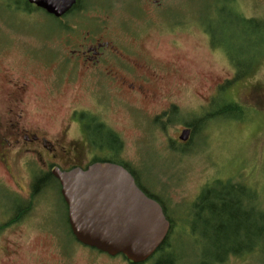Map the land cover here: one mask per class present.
<instances>
[{
  "label": "rangeland",
  "instance_id": "obj_1",
  "mask_svg": "<svg viewBox=\"0 0 264 264\" xmlns=\"http://www.w3.org/2000/svg\"><path fill=\"white\" fill-rule=\"evenodd\" d=\"M225 1L165 0L160 9L151 7L149 0L90 1L89 16L100 18L101 42L110 41L121 52H129L130 58L162 78L161 82L153 79L151 87L154 98H159L158 105L140 95L126 97L117 92L113 98L105 99L103 119L119 134L120 161L136 173L138 184L166 204L169 219L188 208L206 184L229 180L254 192L258 208L264 212V30L259 37L250 38L252 43L244 41L238 32L235 42L225 44L221 34L225 27L218 33L214 31L223 50L234 49L240 54L239 60L258 62L249 77L224 86L225 81L232 80L233 67L221 53L207 49L203 28L216 30L226 23ZM23 6L21 0H0V50L8 49L0 57V69L29 66L27 59L19 55L21 44L36 46L34 43L48 35H55L49 43L56 50L61 49L63 39L67 41L72 36L70 44L75 45L67 46L68 56L70 50L83 43V15L65 20V25L77 30L63 38L51 17L41 10H19ZM230 8L246 18L264 20V0H234ZM34 69L39 84L54 75L51 67L43 69L38 63ZM77 77L81 80V74ZM80 80L77 78L74 83L78 87ZM254 89H260L259 101L244 100L243 96ZM62 91L65 95L57 97L60 107L54 112L58 118L66 114L68 105H83V96L73 87L66 85ZM229 101L241 107L240 115L229 111L228 116L212 118L203 127L202 120L222 110ZM167 102L179 107L176 119L183 123L160 130L150 118ZM184 122L193 123L199 132L188 137V142L192 139L190 144L179 145L173 152L166 142H179ZM0 181V185H9L1 168ZM18 234L19 237L0 236V264H61L63 258L54 241L25 229ZM196 239L188 231L175 237L174 256L183 257L184 264H197L203 247ZM60 243L69 248L71 256L64 264H128L121 255L109 257L82 247L71 238ZM9 249H14L15 254L8 256ZM204 250L208 251L206 247ZM153 263L150 259L143 264ZM223 264H264V255L255 249L238 257L230 256Z\"/></svg>",
  "mask_w": 264,
  "mask_h": 264
},
{
  "label": "flooded vegetation",
  "instance_id": "obj_2",
  "mask_svg": "<svg viewBox=\"0 0 264 264\" xmlns=\"http://www.w3.org/2000/svg\"><path fill=\"white\" fill-rule=\"evenodd\" d=\"M90 1L94 0H83V10L79 11L83 15V43L76 46V50H70L69 56L67 46L75 45L70 44L72 36L67 41L63 39L61 49L56 50L49 43L55 35H48L34 43L36 46L21 44L19 55L27 59L29 66L9 65L0 69V168L9 183L0 185V236L19 237L18 233L22 234L24 229L28 233L34 231V235H45L56 243V251L63 258L61 264L71 256L69 248L60 241L73 239V236L68 224V208L53 173L85 170L94 163H110L120 157L119 134L103 119L105 99L113 98L118 92L126 97L140 95L157 105L160 102L159 98H154L151 87L162 78L130 58L129 52H121L110 41L101 42L100 18L89 16ZM149 1L150 6L157 9L165 2ZM69 12L57 19L51 17L55 30L63 38L77 30L65 25L68 17L77 16H70ZM204 37L207 49L229 60L221 49L211 45L207 34L204 33ZM7 52L8 49L1 48L0 57ZM37 63L43 69L51 67L54 73L45 84H39L37 79L34 69ZM232 72L233 79L236 74ZM79 74L81 80L77 77ZM77 78L81 87L74 84ZM66 85L83 96V105H68L66 114L58 118L54 113L60 107L57 97L65 95L62 89ZM259 90L254 89L243 99L258 102ZM178 108L175 103L167 102L151 116L150 122L160 130L182 124L183 121L176 119ZM184 123L183 128L190 130L192 138L193 123ZM189 142L172 140L170 144L177 147ZM129 173L137 186L140 185L136 173L132 170ZM142 191L147 194L146 190ZM7 251L8 256L15 254L14 249Z\"/></svg>",
  "mask_w": 264,
  "mask_h": 264
},
{
  "label": "water",
  "instance_id": "obj_3",
  "mask_svg": "<svg viewBox=\"0 0 264 264\" xmlns=\"http://www.w3.org/2000/svg\"><path fill=\"white\" fill-rule=\"evenodd\" d=\"M76 0H27L54 17L68 12ZM183 130L179 140L188 139ZM68 208L72 236L82 246L133 264L148 260L169 231L161 206L148 198L122 166L94 163L85 170L55 171Z\"/></svg>",
  "mask_w": 264,
  "mask_h": 264
},
{
  "label": "trees",
  "instance_id": "obj_4",
  "mask_svg": "<svg viewBox=\"0 0 264 264\" xmlns=\"http://www.w3.org/2000/svg\"><path fill=\"white\" fill-rule=\"evenodd\" d=\"M233 2L234 0H226L224 5L227 8V5L230 4L231 7ZM24 6L27 8L25 10H36L25 1ZM230 7L225 8L226 23L221 28L217 27L216 30H213L211 26V30L203 28L214 48H223L222 42L216 41L214 35V31L218 33L223 27H225L224 31H227V33L224 31L221 33L224 44L235 42L234 37L238 32L242 34L244 41L252 43L250 38L252 36L259 37L260 31L264 30V20L246 18L239 10ZM81 10H83V0H77L69 15L79 14ZM223 52L229 57L237 79L250 76L258 63L247 58L239 60L240 54L234 49H224ZM240 108L231 101L217 113L207 115L202 120L205 121L203 127L212 118L228 116L229 111H238L239 113ZM239 115L235 117L239 118ZM194 130L196 133L199 132V129H195V127ZM110 163L120 164L128 169V166L124 165L119 157L114 158ZM147 194L151 198L159 200L150 192ZM255 196V193L247 187L234 184L230 180L217 181L215 185L206 184L194 201L188 203V208H183L181 212L173 216V219H170V231L162 246L153 256V264H184L183 257L174 256L172 243L175 237L183 236L185 231L196 236L197 244L203 247L197 258V264H223L230 256L238 257L244 253H252L255 249L264 255V212L258 208L259 204L254 199ZM160 203L163 204L161 201ZM178 226L181 228L176 231ZM204 247L208 251L204 250Z\"/></svg>",
  "mask_w": 264,
  "mask_h": 264
}]
</instances>
